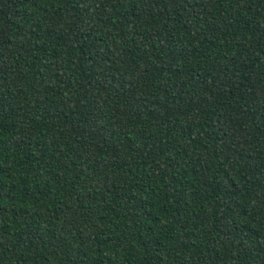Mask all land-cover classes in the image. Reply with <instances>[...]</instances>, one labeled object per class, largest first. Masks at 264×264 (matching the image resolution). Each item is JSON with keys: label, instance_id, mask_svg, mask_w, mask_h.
Returning a JSON list of instances; mask_svg holds the SVG:
<instances>
[{"label": "trees", "instance_id": "16d2710c", "mask_svg": "<svg viewBox=\"0 0 264 264\" xmlns=\"http://www.w3.org/2000/svg\"><path fill=\"white\" fill-rule=\"evenodd\" d=\"M0 264H264V0H0Z\"/></svg>", "mask_w": 264, "mask_h": 264}]
</instances>
